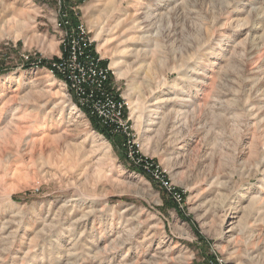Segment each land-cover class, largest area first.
I'll return each instance as SVG.
<instances>
[{"label": "rangeland", "instance_id": "obj_1", "mask_svg": "<svg viewBox=\"0 0 264 264\" xmlns=\"http://www.w3.org/2000/svg\"><path fill=\"white\" fill-rule=\"evenodd\" d=\"M64 12L110 68L128 137L40 64ZM217 260L264 264V0H0V264Z\"/></svg>", "mask_w": 264, "mask_h": 264}, {"label": "built area", "instance_id": "obj_2", "mask_svg": "<svg viewBox=\"0 0 264 264\" xmlns=\"http://www.w3.org/2000/svg\"><path fill=\"white\" fill-rule=\"evenodd\" d=\"M58 26L65 31L62 49L56 60L50 63L49 71L58 74L76 98L80 108L87 110L89 116L95 118L104 128L112 133L119 132L128 137L129 126L125 115V103L108 89L110 68L101 64L94 40L90 37L86 26L77 21L71 24L67 14H61ZM130 140H127L129 143ZM128 158L143 168L153 180L158 182L180 205L181 195L164 178L158 167L147 158L137 155L134 146L128 145ZM216 264H221L218 260Z\"/></svg>", "mask_w": 264, "mask_h": 264}, {"label": "trees", "instance_id": "obj_3", "mask_svg": "<svg viewBox=\"0 0 264 264\" xmlns=\"http://www.w3.org/2000/svg\"><path fill=\"white\" fill-rule=\"evenodd\" d=\"M68 17V19H69V21H70V23L71 24H75L76 23V20L72 17H70V16H67ZM57 59V58H56ZM43 63H45V64H43ZM50 61L49 62H45L44 60H42L41 62H40V64H42V65H46V66H49L50 67ZM101 64L102 65H105L106 63L105 62H103V61H101ZM56 76H59L58 74H55ZM60 77V76H59ZM117 97V96H116ZM117 98H120V97H117ZM94 122H95V125H97L98 124V122L96 121V119L95 118H93L92 119ZM97 123V124H96ZM99 125V124H98ZM100 130H101V128H100ZM135 169H137L139 172H141L142 174H145V175H147L148 173H146L144 170H143V168L142 167H140V166H138V167H135ZM148 177H150L152 180H153V178L151 177V176H149V174L147 175ZM155 183H156V181L155 180H153ZM179 191V190H178ZM171 199V198H170ZM183 199H184V194H183ZM173 200V199H172ZM173 202H174V205L176 206V209H178V206H179V204L178 203H176V201H174L173 200ZM200 239V238H199ZM215 262V261H214Z\"/></svg>", "mask_w": 264, "mask_h": 264}, {"label": "bare ground", "instance_id": "obj_4", "mask_svg": "<svg viewBox=\"0 0 264 264\" xmlns=\"http://www.w3.org/2000/svg\"><path fill=\"white\" fill-rule=\"evenodd\" d=\"M100 36V32L98 31V32H96V35H95V38H98ZM131 82V81H130ZM131 84L132 83H130V84H128V89H130L131 88ZM151 85V84H150ZM153 86H155V85H151L150 87H152L153 88ZM149 87V88H150ZM151 89V88H150ZM148 91H149V89H148ZM129 98V97H128ZM74 112H76V111H74Z\"/></svg>", "mask_w": 264, "mask_h": 264}]
</instances>
